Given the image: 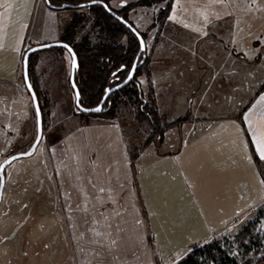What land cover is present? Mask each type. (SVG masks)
<instances>
[{"label":"crops","instance_id":"0c3cea01","mask_svg":"<svg viewBox=\"0 0 264 264\" xmlns=\"http://www.w3.org/2000/svg\"><path fill=\"white\" fill-rule=\"evenodd\" d=\"M73 14L45 0H0L1 118L12 121L19 102L33 130L24 53L60 40ZM261 97L264 91L238 114L207 117L208 128L175 150L155 157L141 152L137 180L117 120L76 124L52 139L61 214L50 223L63 247L32 264H156L254 221L264 204V158L256 144V137L264 140ZM18 129L6 132L15 137Z\"/></svg>","mask_w":264,"mask_h":264},{"label":"rangeland","instance_id":"374dc122","mask_svg":"<svg viewBox=\"0 0 264 264\" xmlns=\"http://www.w3.org/2000/svg\"><path fill=\"white\" fill-rule=\"evenodd\" d=\"M109 1L114 8L131 3L126 12L136 30L145 37L147 33L151 76L141 74L137 82L146 94L149 84L153 86L163 122L190 115L189 121L174 128L164 141L148 142L153 131L147 121L139 120V106L129 102L126 94L117 95L114 120L124 127L128 151L155 157L175 150L208 128L207 117L238 114L264 86V0H175L169 16L174 19L168 18L159 29V19L154 16L152 32L146 28L151 15L146 17L145 7L134 6V0ZM91 6L79 10L89 15ZM91 20L86 21L78 39L84 35L93 43L106 39L98 27L92 28ZM127 40L125 37L121 44H128ZM35 53L33 74L41 77L37 87L46 95L42 101L46 104L48 99L50 109L35 154L13 161L5 170L0 204V264L47 260V251L63 247L62 238L50 223V216L58 218L61 214L50 141L76 124L108 119L105 113H85L76 107L70 83L71 56L65 48L52 47ZM82 100L86 107L94 106L85 95ZM16 106V111H11L12 121L6 113L0 117V164L8 156L27 150L37 135L34 114V127L30 130L28 110L19 102ZM198 116L206 118L197 119ZM16 126L22 132L15 137L6 132ZM254 222L253 231L242 241L235 240L238 227L231 234L196 245L184 255L159 257L156 264H177L195 252L200 264H213L201 253L204 249L230 257L234 264H264V204Z\"/></svg>","mask_w":264,"mask_h":264},{"label":"trees","instance_id":"16d2710c","mask_svg":"<svg viewBox=\"0 0 264 264\" xmlns=\"http://www.w3.org/2000/svg\"><path fill=\"white\" fill-rule=\"evenodd\" d=\"M90 1L93 0H49V6L53 9H62L60 7L63 5H73L68 9L73 10L74 14L72 18L63 26L60 40L70 44L75 49L79 60V68L76 72L77 85L80 89L82 97L85 95L86 98L92 101L94 106H96L101 101L105 88L108 86L111 78L113 77V72L122 66H124L126 69L122 70L121 73H119V76L124 78L128 68H130L134 62L139 44L137 38L122 23L114 19V17L102 5L95 4L91 6L89 15L78 10L80 8L79 5L88 3ZM103 1L108 4L112 11L120 12L117 10L118 8L113 7L109 0ZM174 2L175 0L148 1V13L151 15L149 27L150 32L154 30V16L159 19V29L163 27L166 19L173 9ZM130 4L131 3L129 2L119 4V8L122 10V12L127 13V7H130ZM132 4L136 7L145 6L146 8V3L143 0L135 1ZM89 20H91L93 29L98 27L100 32L106 34V39H100L94 43L90 41L89 36L87 35H84L81 39H78L79 32L83 29L86 21ZM143 36L145 37V34ZM125 37L128 38V44H121V41ZM145 38H147V35ZM35 55L36 53H33L30 56L29 73L32 84L40 101L45 130L46 113L49 112L50 103L48 102V99H46V104H43L42 98L45 94L43 91H39L37 82L35 83L32 79L33 64L37 60V56ZM141 74H145L148 78L151 76L148 59L137 66L134 78L130 83L113 92L105 104L104 111L101 113H105L104 115L108 119H114V114L118 105L117 95L126 94L129 98V102L139 106L137 114L139 120L142 122L147 121L152 128L153 132L152 135L147 139L148 142H152L154 140L164 141L174 128H181L184 123L188 122L190 115L188 114L185 117L177 118L171 122H163V116L160 114L153 86L151 83L149 84V88L147 90L148 94H146V92L142 90L139 82H137V77ZM36 78L39 79L38 82L41 80V77L36 76ZM261 91H264V86L259 90V92ZM82 104L85 106L83 100ZM34 116L36 117L35 111ZM129 156L131 160V166L134 169V176L137 180V175L135 173V160L139 154L137 152L132 153L129 151ZM254 227V221L247 222L236 233L235 240L242 241L251 234ZM151 241L152 238L150 237V242ZM201 253L204 254V256H206L208 259H211L213 264H227L226 260H229V263L234 264L230 257L226 258L222 254L213 252V250L204 249ZM196 254L197 252L185 256L177 264H200V260L196 257Z\"/></svg>","mask_w":264,"mask_h":264},{"label":"water","instance_id":"95a60500","mask_svg":"<svg viewBox=\"0 0 264 264\" xmlns=\"http://www.w3.org/2000/svg\"><path fill=\"white\" fill-rule=\"evenodd\" d=\"M45 1L48 5H50L49 0H45ZM95 4L102 5L112 16L117 18L119 21L123 22L127 27H129L135 33V35L138 37L139 42H140V49H139L138 55H137L133 65H132L127 77L121 83L113 86L112 88L107 87L105 93L102 96L101 101L96 106L86 107L82 104V94H81L80 89H79L77 82H76V72L79 68L78 56H77L75 49L70 44H68L64 41L58 40V41H54V42H48V43H44V44L34 45V46L29 47L26 50V52L24 53V57H23V76H24L25 85H26L27 90L30 94V97H31V100L33 103V107H34V111H35V115H36L37 135H36V138H35L33 144L27 150L12 154L11 156L7 157L0 164V204L2 202V197H3V192H4L6 168L13 161H15L17 159H20L23 157H30V156L34 155L39 144H40V142H41V140H42V137H43V132H44L43 114H42V110L40 107V101H39L38 95H37L36 90L32 84V81L30 78V73H29V60H30V56L33 53H35L36 51L49 49L52 47H63L68 51V53L71 56L70 83H71V86L74 90L75 105L80 111L85 112V113H101L102 111H104V104L107 101V99L110 97V95L114 91L119 90V89L123 88L124 86H126L134 78L139 57H140L141 53H143L146 50V43H145L142 35L129 22H127L122 17L118 16L114 11H112L109 8L108 4L106 2H104L103 0H93V1H90L88 3L81 4V5H79V7L83 8L87 5H95ZM72 6L73 5L66 4L60 8L66 9V8H71ZM64 45H67L68 47L66 48V47H64ZM69 49H70V51H69ZM97 108H99L100 110L96 111L95 109H97Z\"/></svg>","mask_w":264,"mask_h":264},{"label":"flooded vegetation","instance_id":"af4514ba","mask_svg":"<svg viewBox=\"0 0 264 264\" xmlns=\"http://www.w3.org/2000/svg\"><path fill=\"white\" fill-rule=\"evenodd\" d=\"M135 1H139V0H134V2ZM145 3H146V15H148V11H149V7H148V5L147 4H149L148 3V1L149 0H143ZM145 7V6H144ZM117 10H119L120 12H115L118 16H120V17H122L124 20H126L127 22H129L135 29H137L136 27H135V24L131 21V19H130V16L128 15V13H125V12H122V10H120V8H118ZM170 16V15H169ZM169 16H168V18H169ZM114 17V16H113ZM146 17H149V15L148 16H146ZM167 18V19H168ZM114 19H116L118 22H120V23H122L136 38H137V40H138V44H139V48H138V51H137V54H136V56H135V59H136V57H137V55H138V52H139V49H140V42H139V39H138V37L135 35V33L129 28V27H127L123 22H121V21H119L117 18H115L114 17ZM147 19V18H146ZM166 19V20H167ZM165 24V23H164ZM149 27H150V21L149 20H146V28L147 29H149ZM146 29V30H147ZM138 30V29H137ZM139 33L142 35V37H143V39H144V41H145V43H146V48H147V41L145 40V37L143 36L144 34L142 33V32H140L139 31ZM146 35H147V33H146ZM147 39V38H146ZM135 59H134V61H135ZM145 60H147V54H146V50L143 52V53H141V55H140V57H139V60H138V64H137V66L138 65H140V64H142ZM134 63V62H133ZM133 65V64H132ZM132 65H131V67H132ZM131 67L130 68H128V70H127V72H126V74L124 75V78H121L120 76H119V73H121V71L122 70H125L126 68L124 67V66H122L121 68H119L118 70H115L114 72H113V77L111 78V80H110V82H109V84H108V86L107 87H110V88H112L113 86H115V85H117V84H119V83H121L126 77H127V75H128V73H129V71H130V69H131ZM137 69V68H136ZM106 87V88H107ZM106 88H105V91H106ZM105 91H104V93H105ZM115 92V91H114ZM103 93V94H104ZM113 94V93H112ZM111 94V95H112ZM111 95H110V97H111ZM103 96V95H102ZM109 97V98H110ZM109 98L107 99V101L109 100ZM102 99V98H101ZM107 101L105 102V104L107 103ZM105 104H104V107H105ZM11 156V155H10ZM9 157V156H8Z\"/></svg>","mask_w":264,"mask_h":264},{"label":"snow or ice","instance_id":"6c2138e0","mask_svg":"<svg viewBox=\"0 0 264 264\" xmlns=\"http://www.w3.org/2000/svg\"><path fill=\"white\" fill-rule=\"evenodd\" d=\"M169 19H174V17H169ZM64 47H68L67 45H64ZM70 51V49H69ZM261 99H264V97H261ZM96 111H99L100 109L97 108L95 109ZM256 144L258 145L259 148V153L261 155V158H264V140H261L260 137H256Z\"/></svg>","mask_w":264,"mask_h":264}]
</instances>
